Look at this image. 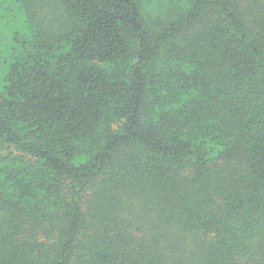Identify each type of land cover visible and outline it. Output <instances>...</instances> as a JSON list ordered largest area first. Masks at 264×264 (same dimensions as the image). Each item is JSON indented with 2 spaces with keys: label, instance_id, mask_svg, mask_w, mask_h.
<instances>
[{
  "label": "trees",
  "instance_id": "16d2710c",
  "mask_svg": "<svg viewBox=\"0 0 264 264\" xmlns=\"http://www.w3.org/2000/svg\"><path fill=\"white\" fill-rule=\"evenodd\" d=\"M0 264H264V0H0Z\"/></svg>",
  "mask_w": 264,
  "mask_h": 264
}]
</instances>
